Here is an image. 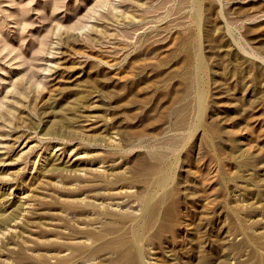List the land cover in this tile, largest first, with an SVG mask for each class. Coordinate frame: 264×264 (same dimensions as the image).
Wrapping results in <instances>:
<instances>
[{
	"label": "rangeland",
	"instance_id": "obj_1",
	"mask_svg": "<svg viewBox=\"0 0 264 264\" xmlns=\"http://www.w3.org/2000/svg\"><path fill=\"white\" fill-rule=\"evenodd\" d=\"M117 237L264 264V0H0V264Z\"/></svg>",
	"mask_w": 264,
	"mask_h": 264
},
{
	"label": "bare ground",
	"instance_id": "obj_2",
	"mask_svg": "<svg viewBox=\"0 0 264 264\" xmlns=\"http://www.w3.org/2000/svg\"><path fill=\"white\" fill-rule=\"evenodd\" d=\"M10 199V198H9ZM103 204V203H102ZM104 212H105V210H103ZM103 213V212H102ZM107 213V212H106ZM113 213V212H112ZM124 213V212H123ZM103 214H105V213H103ZM154 214H157V212H156V208H155V210H152V212L149 214V220H150V218H153L154 217ZM108 215V214H107ZM109 215H111V214H109ZM122 215V214H121ZM160 215V214H159ZM113 216H115V214L113 215ZM116 216H118L117 214H116ZM126 218V217H125ZM123 219V218H122ZM128 219H129V217H128ZM161 222L159 223V226H158V235H160V233L162 232V230H163V227H164V222H165V211L164 212H162L161 213ZM119 220V219H118ZM157 221V220H156ZM149 223H150V221H149ZM110 225V224H109ZM106 227H107V225H106ZM110 227H111V225L109 226V230H110ZM113 228H114V226H113ZM107 229V228H106ZM114 229H116V228H114ZM111 232V231H110ZM157 232V231H156ZM93 233V232H92ZM91 233V234H92ZM95 233V235H94V237H100L101 235V233H96V232H94ZM119 236V235H118ZM125 238V237H124ZM124 238H122V237H117V239H114L113 238V240L111 239V241H109L108 243H107V246L109 247V248H112V249H114V250H117L118 252V258H119V260L121 259V264H132V259L135 257H133L132 256V254H131V252L129 251L130 249H129V243L124 239ZM127 239V238H126ZM129 241V240H128ZM106 246V247H107ZM131 247V246H130ZM113 250V251H114ZM116 255V256H117Z\"/></svg>",
	"mask_w": 264,
	"mask_h": 264
}]
</instances>
